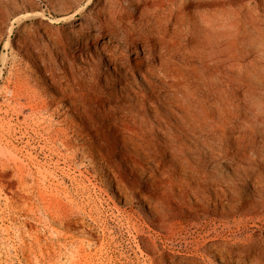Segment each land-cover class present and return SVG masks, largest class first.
<instances>
[{
  "label": "rangeland",
  "instance_id": "1",
  "mask_svg": "<svg viewBox=\"0 0 264 264\" xmlns=\"http://www.w3.org/2000/svg\"><path fill=\"white\" fill-rule=\"evenodd\" d=\"M228 1L224 12L184 10L191 22L178 14L213 98L203 129L213 132L175 131V158L149 126L146 149L136 148L84 110L128 91L95 53L86 62L75 53L79 108L38 82L42 59L72 79V29L97 0H0V264H264V0ZM96 64L98 83L88 75ZM154 105L141 115L159 126L153 114L166 109ZM156 154L170 163L164 173ZM147 196L168 218L154 220Z\"/></svg>",
  "mask_w": 264,
  "mask_h": 264
},
{
  "label": "bare ground",
  "instance_id": "2",
  "mask_svg": "<svg viewBox=\"0 0 264 264\" xmlns=\"http://www.w3.org/2000/svg\"><path fill=\"white\" fill-rule=\"evenodd\" d=\"M228 2V0H97L92 8L94 13L88 12L90 15L82 18L80 27L72 29V34L78 38L77 51L64 50V58L67 60L72 79L64 82L61 79L64 77L63 73L55 69L51 61L42 59L40 65L42 76L38 74V82H52L55 84L54 91L68 96L64 101L79 108L78 79L83 75L82 73L78 75L77 70L80 72L83 68L74 63L75 53L84 62H86L84 54L92 57L95 53L98 60H102L105 65L104 69L112 68L119 76V88H124L122 83H125L128 91L126 99L119 102H113L106 97L99 103L96 97L89 105L84 103V110L90 107L97 113L105 127L121 135L125 142H133L136 148L146 149L143 140L148 131L146 125L149 126L165 139L160 145L168 154L180 158L175 145L180 135L174 136L175 131L186 133L188 130L197 138L208 139L213 129L203 131L210 125L208 107L211 106L209 97H212L206 92L208 90L205 76L202 74L203 69L196 63L201 60L198 51L189 48L194 46L190 40L191 31L179 25L178 14L202 5H212L224 12ZM77 3H82V0H77ZM184 14L190 22L194 20L193 15H187L185 12ZM181 46L187 48L182 59ZM39 57L42 58L40 52L35 49V61ZM96 66L91 67L88 75L98 83L101 67L98 64ZM110 76L113 77L112 74ZM137 76L140 77V82H137ZM133 83L137 86L144 85L147 90L141 87L137 90ZM92 88L95 91L100 89L98 84ZM155 101L166 109V113L156 111L153 114L159 126L148 123L141 115L147 105L152 110L151 106H155ZM171 105L179 108L182 113L176 112ZM165 116H172L176 124L170 123ZM57 139L63 144L60 138ZM157 158H160V161L156 164L155 170L164 173L170 163L164 161V157L158 154L152 157V161H156ZM165 177L164 175L159 179ZM146 199L148 207L153 210L155 207L159 212L154 220L168 218L161 213L163 204H152L150 196ZM153 223L156 224L155 221ZM157 226L163 228L166 223L161 222Z\"/></svg>",
  "mask_w": 264,
  "mask_h": 264
}]
</instances>
